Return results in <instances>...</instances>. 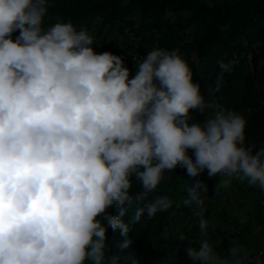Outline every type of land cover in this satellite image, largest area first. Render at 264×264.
I'll return each mask as SVG.
<instances>
[{
	"label": "clouds",
	"instance_id": "9594fccd",
	"mask_svg": "<svg viewBox=\"0 0 264 264\" xmlns=\"http://www.w3.org/2000/svg\"><path fill=\"white\" fill-rule=\"evenodd\" d=\"M51 7L0 0V264H120L106 233L119 230L128 249L132 225L173 202L156 196L125 222L129 208L177 167L192 178L219 175L215 194L234 179L264 191V146L246 144L241 113L215 107L191 122L192 110L211 105L177 51L151 49L130 78L123 57L97 53L86 29L59 18L45 26ZM218 65L215 92L234 67ZM133 178L140 194L130 193ZM185 191L182 204L206 236L208 186L194 179ZM185 252L192 264H247L262 254L234 246L222 256L207 238Z\"/></svg>",
	"mask_w": 264,
	"mask_h": 264
},
{
	"label": "trees",
	"instance_id": "16d2710c",
	"mask_svg": "<svg viewBox=\"0 0 264 264\" xmlns=\"http://www.w3.org/2000/svg\"><path fill=\"white\" fill-rule=\"evenodd\" d=\"M51 4L45 26L59 18L86 29L94 35L97 53L123 57L130 78L151 49L177 51L211 105L203 114L192 110L190 115L197 121L191 122L202 123L215 107L237 111L247 121L246 144L256 149L264 146V0H51ZM15 35L18 33L13 38ZM219 61L232 62L234 67L224 74L221 91L215 92ZM188 154L193 156V150ZM194 179L204 181L209 189L206 236L200 233L199 217L182 204ZM220 179L219 175L210 178L207 171L192 178L177 167L156 192L134 200L124 220L130 222L136 208L156 196H168L172 207L151 220L145 215L132 225L129 238L133 243L128 249L119 248L124 239L119 230L109 229V254H118L120 264H130L125 257L132 255L140 264H192L185 249L198 247L195 243L207 238L222 256H228L232 247L242 246L248 258L262 252L259 260L247 264H264V191L234 179L229 188L215 194ZM132 183L130 193L140 194V184L134 178ZM108 213L118 215L114 208Z\"/></svg>",
	"mask_w": 264,
	"mask_h": 264
},
{
	"label": "bare ground",
	"instance_id": "6f19581e",
	"mask_svg": "<svg viewBox=\"0 0 264 264\" xmlns=\"http://www.w3.org/2000/svg\"><path fill=\"white\" fill-rule=\"evenodd\" d=\"M197 243H198V241H197ZM197 243H195V244L198 245Z\"/></svg>",
	"mask_w": 264,
	"mask_h": 264
}]
</instances>
